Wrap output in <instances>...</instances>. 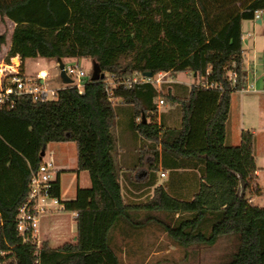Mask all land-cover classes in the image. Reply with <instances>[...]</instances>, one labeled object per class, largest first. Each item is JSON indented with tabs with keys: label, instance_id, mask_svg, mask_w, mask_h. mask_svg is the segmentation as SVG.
Here are the masks:
<instances>
[{
	"label": "trees",
	"instance_id": "1",
	"mask_svg": "<svg viewBox=\"0 0 264 264\" xmlns=\"http://www.w3.org/2000/svg\"><path fill=\"white\" fill-rule=\"evenodd\" d=\"M260 10L264 0H0V18L15 23L7 63L20 57L21 72L27 58L94 63L83 92L65 85L54 99L22 95L0 106V264H125L121 256L133 245L121 247L116 237L136 243L154 223L184 247L233 235L224 264H264V207L251 197L264 193L255 135L243 130L239 145L227 142L232 96L247 75L242 25ZM147 72L190 73L196 82H119ZM161 99L177 106L180 127L158 122ZM122 112L146 142L135 168L146 175L136 189L153 193L139 203L126 200L115 161ZM59 142L76 144V171H88L92 184L62 200L55 178L52 195L78 214L77 238L40 248L31 232L23 240L17 215L32 170L48 144ZM160 166L182 169V196L157 185Z\"/></svg>",
	"mask_w": 264,
	"mask_h": 264
},
{
	"label": "rangeland",
	"instance_id": "2",
	"mask_svg": "<svg viewBox=\"0 0 264 264\" xmlns=\"http://www.w3.org/2000/svg\"><path fill=\"white\" fill-rule=\"evenodd\" d=\"M243 31L245 39V56L254 70L249 72V80L247 82L245 81L250 91L236 92L233 94L232 118L236 116L241 117L246 129L257 133L255 136V153L257 157L264 159V22H257L255 19L245 20ZM77 62L88 74L87 78L94 73V63L91 59L81 58L79 61L67 60L66 65H73ZM43 66L44 65L40 64V62L37 63L35 58L26 59V73L29 77H36L37 72L42 69ZM56 73L57 71L54 70L47 79L50 88H56L61 84L60 81H58ZM177 78L188 83L196 82L193 76L183 72L178 73ZM165 79L168 80L169 75L166 76ZM74 80L77 82L76 79ZM160 105L166 106L169 105V103L165 102ZM177 110L176 108L173 112ZM117 124L118 125L114 129L117 139L120 138V135L127 138L128 135L133 133L127 124L123 125L122 122ZM145 144V141L136 142V139L133 138L131 142L129 141V145L125 147L122 142L119 141L114 151L117 165H120L117 160L120 150H124L126 154H134L138 146L141 147ZM45 153L47 158L51 157L53 159L55 167H57L56 163H61L62 165L70 167L66 170H61V173H67L69 177L80 174V185L82 187L91 186L92 182L88 171L83 170L78 172L76 169L73 170L71 168L74 167V161L77 155L74 142L48 144ZM157 173L158 180L161 183L169 181L174 174L170 170H166V175L164 177L160 176L159 171ZM121 182L124 190L123 175ZM258 183L264 188V169L261 170ZM152 193L153 190H151L150 196ZM251 197L255 204L264 207V193L252 194ZM144 199L140 201H144ZM48 214H50L51 222L54 220L58 222L60 219L67 225H65L67 227L65 228L66 233H62L60 239L65 238V241L73 239L75 231L69 228L70 226L72 227L74 223L73 212L60 209L49 212ZM60 239L57 240V242H61L62 240ZM116 241L121 247L127 246L125 245L127 242L133 245V250L129 252L130 254L128 253V247H126V255L123 253L121 256L125 264H224L233 252L236 244L235 237L233 235H228L221 237L217 243L212 246L205 244H195L189 247L179 246L175 244L166 233L160 231L156 223L142 229L140 239L136 243L133 240H128L119 235L116 237Z\"/></svg>",
	"mask_w": 264,
	"mask_h": 264
},
{
	"label": "crops",
	"instance_id": "3",
	"mask_svg": "<svg viewBox=\"0 0 264 264\" xmlns=\"http://www.w3.org/2000/svg\"><path fill=\"white\" fill-rule=\"evenodd\" d=\"M244 25V22H243ZM243 25H242V30H243ZM15 28V23L13 21H11L10 19L6 18L4 21L0 18V36H5L4 39L2 41H0V65L3 63H6L5 61V57L8 54L10 48H11V40H12V34ZM243 43H244V48H245V39H244V31H243ZM11 59H13L14 61L18 60L20 61V57L15 56L12 57ZM37 60V63L40 62V64H43V68L40 69L37 74H41L42 72L45 73V75H47V78H49L51 72H53L54 70L57 71L56 76L58 78V81H60V85L58 87H56L55 89H59L63 86H65V84L62 82L60 76H59V69L58 67V63L54 60H49L46 58H42V57H38L35 58ZM67 60H76L79 61L78 59H67ZM65 60V64L66 61ZM246 64H247V75L245 77V81L247 82L249 80V72L251 70H254V68L251 66V63H249L247 61V57H246ZM22 73L25 76H29L26 73V60L23 63V67H22ZM187 75H191L190 73H186ZM37 76V75H36ZM44 76V75H43ZM178 74L175 76H171L169 77L168 81H179V82H183L186 83L188 85H191L193 83H188L184 80H179L178 78ZM233 97L232 96V102H231V112H230V118L227 124V130H228V137H227V142L230 145H234L237 146L241 143V134L243 130H247L245 125H244V121L241 117L236 116L235 118H232V104H233ZM170 105V104H169ZM166 105V106H162L160 104H158V116H157V120L160 123H164L167 127H180L181 126V117H180V111L177 110L176 112H173L177 106L176 105ZM170 107V108H169ZM171 111V112H170ZM130 115L122 112L121 115L118 118V122H122L123 125H128L130 127ZM118 124H116L117 126ZM256 136V132H253ZM133 134V136H132ZM131 135H128V137H124L122 135H120V138L117 139V143L119 141L122 142L123 146L127 147L129 145V141L131 142V140H133V138L136 139V142H141L143 141L141 139L140 136H137L135 133H132ZM133 137V138H131ZM256 140V137H255ZM59 143H64V142H59ZM51 144V143H50ZM75 148L77 150L76 144H75ZM141 147L138 146V149L136 150V153L134 154H126L124 152V150H120L117 160H118V164L120 168H122V175H123V179H124V195L126 200L129 203H136V202H141L140 200L144 199L146 197L147 194L151 193L150 191H145V195L142 194V190H137L136 189V185L137 182L136 180H140L142 178H144V176L146 175L145 171H137L135 170L136 165L138 163V152L140 150ZM257 157V154H256ZM257 163H258V167L259 170L257 171L258 177H260L261 174V170L264 169V159L263 158H259L257 157ZM56 174H55V178H57L59 176L60 178V182H61V199L62 200H67V199H73L76 195L77 189L80 185V174H78L77 176H72L69 177L67 173H61V170H66L67 168H70L68 166L62 165L61 163H56ZM73 170L77 168V155H76V159L74 161V167H71ZM169 170V169H168ZM160 176L164 177L166 175V171L163 169L162 166H160ZM162 173H164L165 175L162 176ZM184 177H187V174H184ZM135 179V180H134ZM163 184L164 186H166L167 189L171 190L172 192L177 193L178 195L182 196V190H187V181L183 180L182 181V169L175 171L173 176L170 178L169 181L165 182V183H161L159 180L157 181V185ZM123 186V185H122ZM192 189H194L192 187ZM62 209V204L60 205V207L57 210ZM55 211V210H54ZM50 214H45L40 222V228H39V245L41 248H47V249H57L60 246H62L64 243L66 242H74L77 238V217L75 216L74 212H73V216H74V223L72 224V227L70 226L69 228L73 229L75 231V234L73 236V239L71 240H67L65 241V238H61V234L62 233H66L65 228H67L66 224L63 223L60 219V221L58 220V222L56 220H54L53 222H51L50 220ZM62 224V225H61ZM66 225V226H65ZM63 237V236H62ZM62 240L61 242H57V240ZM57 242V243H56Z\"/></svg>",
	"mask_w": 264,
	"mask_h": 264
},
{
	"label": "built area",
	"instance_id": "4",
	"mask_svg": "<svg viewBox=\"0 0 264 264\" xmlns=\"http://www.w3.org/2000/svg\"><path fill=\"white\" fill-rule=\"evenodd\" d=\"M264 10L257 11L255 14V20L257 22L263 21ZM67 74L77 82H73L71 86L78 88L80 92L84 90L85 81L88 79V74L77 62L73 65H66ZM166 72H160L156 76L148 77L145 74L137 73L131 79L120 80V83H125L128 86H132L139 81L153 82L160 86L166 81ZM47 75L37 74L36 77L25 76L21 72V60L6 62L0 65V106L15 104L17 97L22 95H29L35 101H46L57 97V90L48 86ZM235 82V79L234 81ZM116 81L112 76L107 85L112 86ZM250 91L249 86L246 84L239 92ZM159 104H164L161 99ZM43 160L40 166L36 170H32L30 178V190L26 201L19 208L17 215L18 231L23 237L24 241H27L29 237L28 232H31V236L36 240L39 245V228L42 217L54 210H57L61 205V200L58 196L52 195L53 181L55 180L56 167L53 159L47 158L46 153H43ZM165 174L162 173V176ZM58 207V208H57ZM63 209V208H62ZM77 217L78 214L75 213ZM2 223L0 217V224ZM41 248V247H40Z\"/></svg>",
	"mask_w": 264,
	"mask_h": 264
},
{
	"label": "water",
	"instance_id": "5",
	"mask_svg": "<svg viewBox=\"0 0 264 264\" xmlns=\"http://www.w3.org/2000/svg\"><path fill=\"white\" fill-rule=\"evenodd\" d=\"M57 63H58V69H59V76H60L62 82L65 85L73 84L74 80L66 72L65 62L61 58H59L57 60ZM145 75L148 77H152V73H150V72L145 73ZM102 77H104V74L102 75ZM96 78H98V76H96Z\"/></svg>",
	"mask_w": 264,
	"mask_h": 264
},
{
	"label": "bare ground",
	"instance_id": "6",
	"mask_svg": "<svg viewBox=\"0 0 264 264\" xmlns=\"http://www.w3.org/2000/svg\"><path fill=\"white\" fill-rule=\"evenodd\" d=\"M42 75H45V73H44V72H42Z\"/></svg>",
	"mask_w": 264,
	"mask_h": 264
}]
</instances>
